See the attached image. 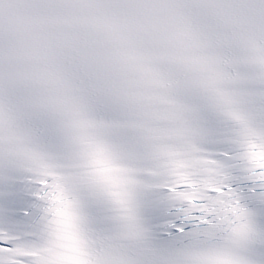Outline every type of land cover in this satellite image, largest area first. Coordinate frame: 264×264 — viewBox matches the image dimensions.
<instances>
[{"label": "snow or ice", "instance_id": "6c2138e0", "mask_svg": "<svg viewBox=\"0 0 264 264\" xmlns=\"http://www.w3.org/2000/svg\"><path fill=\"white\" fill-rule=\"evenodd\" d=\"M0 264H264V0H0Z\"/></svg>", "mask_w": 264, "mask_h": 264}]
</instances>
